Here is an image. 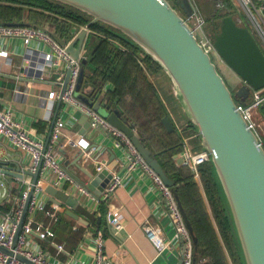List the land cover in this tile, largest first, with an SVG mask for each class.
I'll use <instances>...</instances> for the list:
<instances>
[{
  "label": "water",
  "instance_id": "95a60500",
  "mask_svg": "<svg viewBox=\"0 0 264 264\" xmlns=\"http://www.w3.org/2000/svg\"><path fill=\"white\" fill-rule=\"evenodd\" d=\"M72 7L92 19L70 42L55 32L33 24L27 25L50 33L55 40L66 47L67 52L76 60L80 59L88 29L93 24L102 23L120 32L149 56H151L171 78L177 95L183 100L192 123L201 135L202 148L209 152L215 174L222 189L225 208L232 225L240 257L243 264H264V146L257 135L248 128L242 114L237 110L236 100L245 102L251 88H264V52L248 27L241 26L233 16L221 21V30L214 38L219 57L236 74L241 86L232 91L223 76L217 70L212 58L203 50L193 30L185 18L167 0H52ZM185 16H190L193 6L190 0H175ZM87 60H83L86 65ZM70 72L68 71L61 88L49 134L48 146L54 125L57 121L62 97L66 91ZM84 70L81 72L76 97L105 118L113 127L121 131L133 144L141 157L157 173L164 184L174 187V181L152 155L139 135L136 125L118 109H109L105 103L106 94H100L96 100H90L80 93ZM264 108V105H263ZM168 133L175 132L171 119L163 118ZM81 136L91 131V121L86 115H80L74 128ZM74 148L61 149L66 156ZM85 153L78 151L71 160H65L64 166H75L88 177L85 187L96 197H101L112 174L107 168L94 173L87 172L81 165ZM181 165L183 160L177 158ZM42 161L36 172L23 170L19 165L0 161V178L9 176L23 180L31 177L28 197L18 225L14 244L29 213L32 198L37 192V184L42 173ZM43 193L49 196L48 202L59 207H67L66 215L73 220L89 225L88 220L101 222V216L91 211L84 203L53 184L47 185ZM183 216L190 230L194 245L197 239L187 215L176 196ZM111 232L120 237L111 227ZM3 252L8 250L0 247ZM179 264H183V253ZM27 263L34 264L18 256Z\"/></svg>",
  "mask_w": 264,
  "mask_h": 264
},
{
  "label": "crops",
  "instance_id": "0c3cea01",
  "mask_svg": "<svg viewBox=\"0 0 264 264\" xmlns=\"http://www.w3.org/2000/svg\"><path fill=\"white\" fill-rule=\"evenodd\" d=\"M231 2L234 6V17L238 24L246 25L250 30L246 13L241 7L237 6L235 0H231ZM35 10L45 13L47 16L51 15L61 18L51 12H45L41 9ZM68 23L70 26L68 31L64 33V36L68 39V42H70L85 27L72 22ZM38 26L56 33V25L51 22L45 21ZM89 32L91 33V29ZM90 35L91 34H88L86 37L83 46V51L88 57L87 61H89L90 58L88 49ZM98 36L100 38H106L102 35ZM106 39L120 50L128 51L118 40L113 38ZM0 49H5L13 61L11 65L5 63V60H2V63H0V108L11 112L13 119L21 124L32 137L40 139L46 144L51 122L59 101V98L55 99L53 109H50L47 95L51 91L59 92L60 87L58 86V78L60 72L55 71L53 75L46 76L42 75L38 70H34L30 66V62L26 56L28 52L21 40H0ZM33 49L42 51L44 47L36 44ZM143 54L148 55L144 51ZM83 70L84 72L87 71L85 65L83 66ZM149 80L152 85H154L168 113V117L173 122L177 136L182 138V140L185 138L190 139V141L196 138L200 140V134L198 130L196 131V126L192 123L185 109L184 102L177 95L174 84L167 72L162 68V70L156 74H149ZM113 90L114 87L110 83H107L103 87V91L106 94L113 92ZM113 108L118 109L122 114L124 113L123 108L117 103H114ZM58 116L65 121V127L63 129V135L65 137L72 138L76 141H80V139L84 140V144H80L78 149L70 150L66 156H63V163H65V160H71L78 151L84 152L85 157L81 165L87 172H97V168L102 166L107 168L111 174L116 173L123 176L124 184L117 188L109 198H101L102 203L99 208H97L98 211L96 212L99 216L103 215L100 227L98 222L93 223L91 220H88V226L73 220L66 215L67 207H58L50 204L48 202L49 196L43 194L39 202L46 204L48 211H52L57 207V213L66 216L64 219L65 223L69 225L72 224V230L77 232V234L79 233L80 237L79 240L75 242H73V240L61 241L59 239L61 235H55L53 240L40 241L34 234L33 237H31V241L34 244H40L50 258L56 259V262L60 264L67 262L71 258H75L78 262L83 261L84 264H95V238L98 235L103 237L106 264H179L182 255V246H175L173 250H167L162 255H159L154 245L147 239L142 228L146 222H151L162 228L165 234L170 235L172 232L168 210L161 199L158 187L153 184L151 178L140 168H137L130 174L126 172L128 152L125 149H116L112 137H108L98 130H91L85 136H81L75 131L74 128L78 124L80 118V114L77 111L62 103ZM136 128L138 131V127ZM0 161L12 165H19L23 170L28 171L29 167L32 165L30 155L14 149L12 145L3 138H0ZM176 165L181 166L177 162ZM66 170L72 180L67 182L64 186V190L68 193L73 192V196L81 201L86 199V197L78 194L76 188L78 184H87L88 177L86 174L75 166L67 167ZM54 178L55 175L52 171H48L40 176L39 182L41 187L45 188L47 185L54 183ZM24 179L31 180V177L25 176ZM73 180L75 182H73ZM2 185L6 187L5 194L1 193ZM198 186L203 198L204 208L209 215L216 240L220 247L219 250H221L217 258L215 249L212 248V250L208 247L204 248V255L199 259L198 264H217L214 260L212 251H214L216 255L218 264H234L231 254L223 242L205 191L201 184ZM25 190L26 186L23 180L20 182L18 179L9 176H1L0 223L2 222V217L13 207L12 203H6L7 196L9 194L18 196L20 191L22 193ZM108 213L117 215L120 219L122 230L118 231V234H120L119 238L111 232L110 228L113 226H111L108 221ZM34 219L35 226L43 225L45 227H51L52 230L53 226L56 224L52 223V219L44 211L38 212ZM57 246H62L64 251L59 250ZM236 249L239 257L238 244ZM240 262L243 264L241 259Z\"/></svg>",
  "mask_w": 264,
  "mask_h": 264
},
{
  "label": "built area",
  "instance_id": "2783aa9c",
  "mask_svg": "<svg viewBox=\"0 0 264 264\" xmlns=\"http://www.w3.org/2000/svg\"><path fill=\"white\" fill-rule=\"evenodd\" d=\"M167 1L171 4L170 0ZM235 2L237 6L241 7L246 13L250 31L264 48V0H235ZM192 6V14L184 17L186 22L193 30L203 50L212 60L213 58H220L215 48L214 39L205 31L206 20L193 4ZM86 28L87 26L84 29ZM89 31L90 29H88V34L90 33ZM7 39H18L22 41L23 46L28 52L26 56L30 62V66L34 70H38L42 75L51 76L55 71L60 72L58 78V86L60 87L59 92L51 91L47 95L50 109H53L54 100L60 97L66 74L68 71L70 72L67 88L62 97V103L74 109L80 115H86L91 121V129L93 131L98 130L104 135L112 137L116 149H125L128 152V164L126 167V172L128 174L140 168L151 178L153 184L156 185L160 191L161 199L168 210L172 232L170 235L165 234L159 226L151 222H146L142 228L147 239L154 245L159 255H162L167 250H173L175 246L184 245L183 264H194L193 238L172 188L164 184L157 173L141 157L132 142L121 131L113 127L105 118L76 97L79 79L83 70V60L88 59L83 51L84 49L82 50L80 59L76 60L67 52L66 47L60 45L55 38L45 30L27 25H7L0 23V40ZM36 44L39 46L42 45L44 50L40 51L38 49H33ZM2 60H5V63L9 65L13 62L5 49H0V63H2ZM263 105L264 88L260 90L251 88L250 94L244 103L240 100H236L237 110L242 114L248 128L257 135L259 140L260 136L257 123L254 120V113L262 108ZM64 127L65 121L58 116L50 142L48 146H46L42 140L32 137L21 124L15 121L11 112L0 108V138L7 140L14 149L30 155L32 161V165L29 167L30 172H36L38 164L42 161V172L44 173H42L41 176L48 171H52L55 175L54 183L52 184L60 189H64L67 182L72 180L64 166L63 155L60 153V150L67 147L78 149L80 144H84L83 139L76 141L72 138L65 137L63 135ZM189 142L190 139H183L182 151L175 159L181 158L183 160L181 166L189 168L193 174V178L198 179L200 167L209 162L210 154L203 148L195 150L191 147ZM260 142L263 144L261 140ZM104 168L105 167L99 166L97 171H101ZM18 181L21 182V180ZM23 182L26 186V190L22 193L20 191L18 196L9 194L6 199V203H12L13 207L2 217V222L0 223V247L8 250L12 254L0 250V264H27L21 261L18 256L34 264H60L56 262V259H51L40 244L37 245L31 241V237H33L34 234L40 241L53 240L55 237L51 227H45L43 225L35 226L34 218L38 212H46L52 219V223H57L60 220L57 207L52 211H47L46 204L39 202L40 197L44 194V188L41 187L39 181L36 186L37 192L30 203L29 213L18 235L17 242L14 244L18 225L23 214L24 204L28 197V190L31 185L30 179H23ZM73 182L75 181L73 180ZM123 184V176L113 173L105 193L99 198L93 195L85 185L78 184L76 188L79 195L86 197V199L82 200L84 205L91 211L97 212V208L101 205L102 199L109 198L112 193L117 188L123 186ZM108 221L117 231L122 230V225L117 215L108 213ZM57 247L59 250L64 251L62 246ZM95 250V264H106L104 242L101 235L95 238ZM61 264H84V262H78L75 258H71L67 262Z\"/></svg>",
  "mask_w": 264,
  "mask_h": 264
},
{
  "label": "trees",
  "instance_id": "16d2710c",
  "mask_svg": "<svg viewBox=\"0 0 264 264\" xmlns=\"http://www.w3.org/2000/svg\"><path fill=\"white\" fill-rule=\"evenodd\" d=\"M212 5L211 9L203 7V11L208 14L205 31L214 39L220 33L222 19L229 15L234 17V6L231 0H215ZM35 9L51 12L78 25H87L92 19L87 14L52 0H0V23L41 25L49 16ZM51 23L56 25V33L65 38L64 33L68 31L69 23L58 22L55 18H52ZM241 26L247 27L243 24ZM90 29L96 31V34L101 33L106 38L118 40L128 51L120 50L106 38L90 36L88 40L90 58L85 65L87 71L84 72L80 93L90 100H96L100 94H106L103 87L107 83L113 85V92L106 94L107 107L116 109L113 107L114 103H117L123 108V114L138 127V133L151 150L152 155L163 167L168 177L174 181L172 190L178 197L197 239V244L194 245V264H198L199 259L204 255L203 249L207 247L215 249L218 258L221 250H219L209 215L204 208L200 188L194 182L189 168L176 165L175 158L182 151L183 141L177 133L166 131L163 118L168 116V113L154 85L149 80V74L158 73L162 67L152 57L143 54L141 48L109 26L96 23ZM200 172L206 197L223 242L234 264H241L234 231L213 164L208 162L202 165ZM46 209L48 211V208ZM65 218L66 216L60 214V220L53 226L55 235H61L59 238L61 241H78L80 234L72 230V224L65 223ZM102 219L103 215H101L99 227ZM72 222L74 223L73 220ZM212 254L218 264L214 251Z\"/></svg>",
  "mask_w": 264,
  "mask_h": 264
},
{
  "label": "rangeland",
  "instance_id": "374dc122",
  "mask_svg": "<svg viewBox=\"0 0 264 264\" xmlns=\"http://www.w3.org/2000/svg\"><path fill=\"white\" fill-rule=\"evenodd\" d=\"M191 3L195 6V8L200 12V14L202 15V17L206 20V16L208 14H205L203 9L206 7V9H211L213 6L212 4L214 3L215 0H190ZM171 4L173 7H175V9L178 10V12L185 17V14L183 13V11L180 9L179 5L174 1V0H170ZM204 7V8H203ZM52 18H55L58 22H73V21H69V19H65V18H57L56 16H49L47 20V22H52ZM91 21V19H90ZM207 21V20H206ZM82 27H86V25H81ZM206 26H207V22H206ZM95 32V33H94ZM115 32V31H114ZM91 34L90 36H98V35H102L101 33L96 34V31H92L91 30ZM208 34V33H207ZM210 35V34H208ZM99 37V36H98ZM261 48L264 50L262 44L259 42ZM93 47L95 46L94 44L92 45ZM213 62L216 64L217 70L219 71V73L223 76V78L225 79V81L227 82V85L230 87V89L232 91H236L237 88H239L241 86V81L240 79L236 76V74L225 64V62H223V60L221 58H213ZM230 73V74H228ZM230 75V76H228ZM254 120L257 123L258 126V133L260 136V140L263 142V146H264V109L263 107L258 109L255 113H254ZM197 131V128H196ZM200 136V140H201V135ZM182 139V138H181ZM199 138H196L194 140H191L189 143L191 145V147H193L195 150H200L201 148V143H200ZM183 141V140H182ZM209 164H212L211 162H209ZM194 182L196 184H201V186L203 187V182H202V177H201V172L199 174V178L198 179H193ZM204 189V187H203ZM6 191V187L4 185H2L1 187V193L5 194ZM205 191V189H204ZM206 194V192H205Z\"/></svg>",
  "mask_w": 264,
  "mask_h": 264
}]
</instances>
